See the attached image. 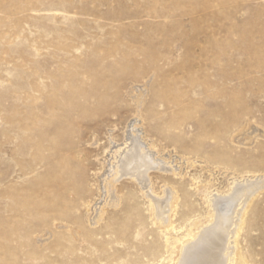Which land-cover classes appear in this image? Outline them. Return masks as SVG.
I'll use <instances>...</instances> for the list:
<instances>
[{
    "label": "rangeland",
    "instance_id": "obj_1",
    "mask_svg": "<svg viewBox=\"0 0 264 264\" xmlns=\"http://www.w3.org/2000/svg\"><path fill=\"white\" fill-rule=\"evenodd\" d=\"M132 138L165 226L117 177ZM263 178L264 0H0V264H174L207 196ZM262 185L241 264H264Z\"/></svg>",
    "mask_w": 264,
    "mask_h": 264
},
{
    "label": "bare ground",
    "instance_id": "obj_2",
    "mask_svg": "<svg viewBox=\"0 0 264 264\" xmlns=\"http://www.w3.org/2000/svg\"><path fill=\"white\" fill-rule=\"evenodd\" d=\"M131 141V145L120 157L117 166L115 165L117 177H133L143 191L149 188L155 215L165 226L169 222L172 194L168 192L162 199L152 196L148 178L149 172L160 164L144 148L142 142L138 139ZM261 183L258 180L234 182L227 193L207 196L210 218L196 234L185 241H179L181 246L174 264H241L238 262V239L247 210L245 208L260 189ZM171 226L172 224H169L168 228Z\"/></svg>",
    "mask_w": 264,
    "mask_h": 264
}]
</instances>
